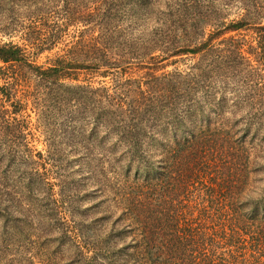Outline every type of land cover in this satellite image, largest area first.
<instances>
[{
  "label": "trees",
  "instance_id": "1",
  "mask_svg": "<svg viewBox=\"0 0 264 264\" xmlns=\"http://www.w3.org/2000/svg\"><path fill=\"white\" fill-rule=\"evenodd\" d=\"M39 5L0 0V33L32 40L0 43V264H264V2L228 19L225 4L87 0L46 68L26 54L49 42ZM29 76L74 123L44 150L12 101Z\"/></svg>",
  "mask_w": 264,
  "mask_h": 264
},
{
  "label": "rangeland",
  "instance_id": "2",
  "mask_svg": "<svg viewBox=\"0 0 264 264\" xmlns=\"http://www.w3.org/2000/svg\"><path fill=\"white\" fill-rule=\"evenodd\" d=\"M185 1V0H182ZM189 1V0H188ZM200 2L201 7L205 10L208 8H221L224 4L229 5L228 9L223 11V15L228 19H236L239 18L241 14V8L238 6L243 2V0H195ZM232 1L236 2L234 5ZM261 2H264L263 0H259ZM64 1L63 0H39V15L40 19L34 24L40 30V34L44 35L46 39L49 40L48 46L46 44H43L42 50L37 51L34 47L32 49H27V57L32 61L34 65L46 68L49 67L54 63V61L60 57V56H66L67 50L70 52V47L75 44L77 41L78 33H76V29L78 30L83 29L82 26H84L83 23L70 24V8L72 9L74 14H78L79 10L84 7L83 5L86 3L87 0H75V2L72 5H69L67 12L64 11ZM28 3V2H27ZM223 8V7H222ZM34 12H38L37 9L33 10ZM67 15L65 16V14ZM12 18L13 22L22 23L25 25V22L27 21V15L23 13L17 14L16 12H13ZM34 18V17H33ZM12 22V23H13ZM65 23L66 26L64 25ZM29 24V23H28ZM151 24H145V32H150ZM88 25V24H86ZM88 27V26H87ZM16 28V27H14ZM208 29V28H207ZM87 30V36L89 38H95L100 37V32H97L95 30L89 31V28H86ZM76 33V34H75ZM21 34L16 31L13 33L6 34L0 33V43H6L11 42L12 44H16L18 46H23L24 44H31L32 40L29 42H25L20 37ZM55 38V39H54ZM54 44H51V41H54ZM101 48L103 49V46L101 45ZM37 51L38 53H36ZM36 53V54H35ZM95 56V55H94ZM171 63V62H168ZM192 61L189 58H182L177 59L174 62V65H168L165 69V71L169 72L174 70L175 68H178L182 71H187V69L192 65ZM142 75V72H134L133 76L136 77ZM29 82L26 84V87H17L16 91L17 94H15V97L12 101L16 102L19 101L22 104H26L25 109V115L28 116V121L30 123V134L32 135V138L34 141V146L38 150H44L45 141H48V139L58 141V137L62 139L61 134L64 129L63 125L66 123V127L73 125L74 123L68 122L70 119V113L71 109L68 105H61V110H54V105L50 103V97L47 95L45 97V94L47 93V89L45 87H42L40 83H38L34 77L29 76ZM102 80V79H101ZM108 82L109 80H104ZM64 86L70 87V80H65ZM73 85V84H72ZM3 86V80L0 77V87ZM35 98H44L46 101L45 103H41V106L36 107L33 110V104H32V96ZM39 96V97H38ZM6 107V105H5ZM62 112V113H61ZM50 113L52 115H50ZM61 113V114H60ZM49 115V117L47 116ZM77 125H75L76 127ZM66 139V138H65ZM61 148V147H60ZM65 148H61L60 150L65 151L66 154L69 156L71 155L69 153V150ZM253 177H256L253 175ZM256 186L259 188L262 186L260 183H256ZM247 190V187L244 188ZM244 259L247 260L249 264L255 263L256 261V255H252L250 251H247ZM259 261L264 262V260L260 259Z\"/></svg>",
  "mask_w": 264,
  "mask_h": 264
}]
</instances>
